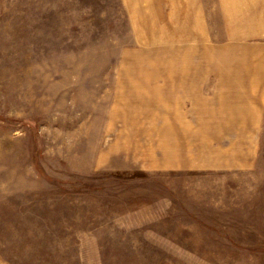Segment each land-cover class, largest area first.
<instances>
[{
    "label": "rangeland",
    "instance_id": "374dc122",
    "mask_svg": "<svg viewBox=\"0 0 264 264\" xmlns=\"http://www.w3.org/2000/svg\"><path fill=\"white\" fill-rule=\"evenodd\" d=\"M263 27L264 0H0V264H264V102L229 118L218 83Z\"/></svg>",
    "mask_w": 264,
    "mask_h": 264
},
{
    "label": "crops",
    "instance_id": "0c3cea01",
    "mask_svg": "<svg viewBox=\"0 0 264 264\" xmlns=\"http://www.w3.org/2000/svg\"><path fill=\"white\" fill-rule=\"evenodd\" d=\"M182 7L187 8L188 6L184 4ZM197 9L198 6L196 10ZM249 14H251V11H249ZM250 16L251 15H248L249 18H251ZM249 18L246 20L247 22L250 21ZM260 29L261 28L257 26L256 23L252 28H247V34L251 33L252 30L259 32ZM198 30L203 32L200 23H198ZM262 31H264V27ZM239 52V61L224 66L225 78L218 83L223 81L225 84V90L222 91L223 95L230 96L232 101L238 102V112L240 114L234 116L228 114L229 118L237 117L258 120L263 117V107L261 103L264 102V56L261 53L258 55V52L251 47H244L239 50ZM261 87L263 90L259 91ZM245 104L246 106H244ZM240 106L244 107H241L240 110Z\"/></svg>",
    "mask_w": 264,
    "mask_h": 264
}]
</instances>
